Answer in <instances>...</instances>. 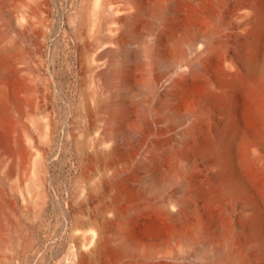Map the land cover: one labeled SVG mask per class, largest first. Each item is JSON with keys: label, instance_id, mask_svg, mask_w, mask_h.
Returning a JSON list of instances; mask_svg holds the SVG:
<instances>
[{"label": "bare ground", "instance_id": "bare-ground-1", "mask_svg": "<svg viewBox=\"0 0 264 264\" xmlns=\"http://www.w3.org/2000/svg\"><path fill=\"white\" fill-rule=\"evenodd\" d=\"M77 1L0 0V254L13 225L8 182L21 189L24 177L12 124L45 84L38 30L52 34L54 62L73 46L67 15L83 74L78 113L89 120L74 143L73 199L95 210L69 226L68 264H264V0ZM226 6L229 21L216 13ZM34 164L40 195V157ZM130 164L128 182L120 174ZM145 210L168 227L166 239L134 237L133 216Z\"/></svg>", "mask_w": 264, "mask_h": 264}, {"label": "rangeland", "instance_id": "rangeland-1", "mask_svg": "<svg viewBox=\"0 0 264 264\" xmlns=\"http://www.w3.org/2000/svg\"><path fill=\"white\" fill-rule=\"evenodd\" d=\"M67 1L58 0L60 5H66V8L72 3L76 7L78 3L77 0ZM230 7H223L216 12L219 15L217 16L221 17L219 19L224 18L229 21ZM53 13L54 11L51 12L54 16ZM63 21V26L68 31L66 38L72 39L73 46L67 50L61 45L59 54L57 53L53 62L50 57L48 58V45L52 34L41 28L38 30L42 39H46L41 44L42 53L44 52L43 65L36 74L40 73L45 84L42 89L41 86L39 87L41 91L35 86L33 94L27 93L24 113L16 126L15 122L12 124L10 140L25 148L24 177L22 190L16 187V177L8 182L10 207L14 215L12 229L9 230L8 235L9 242L0 254L1 264H68L70 252L75 245L73 236L76 233L69 226L75 221L76 214L80 218L86 213L95 215L92 201L78 208L74 205L73 199L79 194L81 175L79 155L74 143L83 136L89 120L81 119L78 113L83 74L76 57V45L73 42V32L67 15ZM63 38L64 35L61 34L59 38L61 42ZM25 45L29 49H34L40 47V42L29 38L26 39ZM32 64L34 63H31V66ZM31 66L29 65L30 68ZM34 81L36 82V79L33 80V84ZM193 90L194 86L190 84L185 101H188ZM65 130L68 131L66 141H64L67 134ZM39 157L44 181L43 186L40 187V195L32 184L35 174L34 163ZM132 164L122 168L120 179L131 182L137 178ZM89 172L92 174L95 170L90 169ZM100 193L109 196L110 187L105 185ZM129 203L128 200L123 201L124 205ZM133 217L131 232L136 239L144 241L152 237L161 241L167 238L168 227L155 212L139 211ZM193 222L197 223V220ZM194 249L197 247L194 246L188 252ZM261 263L263 264L262 261ZM261 263L256 261L253 264Z\"/></svg>", "mask_w": 264, "mask_h": 264}]
</instances>
